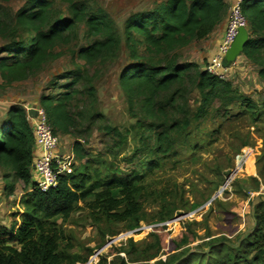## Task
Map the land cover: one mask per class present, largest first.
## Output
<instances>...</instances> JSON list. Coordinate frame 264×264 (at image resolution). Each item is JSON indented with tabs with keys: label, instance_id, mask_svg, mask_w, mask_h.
<instances>
[{
	"label": "trees",
	"instance_id": "trees-1",
	"mask_svg": "<svg viewBox=\"0 0 264 264\" xmlns=\"http://www.w3.org/2000/svg\"><path fill=\"white\" fill-rule=\"evenodd\" d=\"M62 1L68 4V18L55 14L56 3ZM228 10L225 0H159L152 9L130 15L123 32H119L106 11L94 10L86 1L25 0L9 18L0 9V37L6 41L1 52L7 55L0 58V72L6 85L41 71L60 56L55 51L57 46L70 45L78 38L80 27L85 29L89 42L73 54L74 70L53 78L54 84L60 79L69 82L62 84L59 94H42L39 100L58 136L79 137L84 120L93 125L101 117L94 105L74 110V101L88 94L91 104L95 103V88L83 87L88 80L87 67L117 58L122 46L126 47L132 61L122 71L120 84L136 118L132 127L138 141L133 154L124 161L139 165L125 172L100 153L89 158L77 139L72 154L81 164L73 165L70 174L59 176L54 188L42 191L35 187L32 172L35 138L31 122L25 108L12 106L0 124V168L13 173L10 193L17 181L32 188L22 196L23 210L15 215L14 224H0V264L85 263L86 257L72 252V238L58 222L59 218L67 221L80 202L99 224L137 226L146 218L145 201L149 199L159 203L161 220L172 218L176 208L169 197L173 194L154 188L148 177L182 152L199 149L200 142L192 137L202 130L214 110L227 119L241 115H249L255 123L264 119V101L258 103L234 88L230 80L179 57L182 49L208 38L226 19ZM243 11L249 40L242 54L264 80V0H250L248 9L243 4ZM76 58L82 59L84 66ZM109 132L121 137L115 145L127 142L118 128ZM253 217V228L236 247L235 263L264 264L263 199L255 204ZM188 228L182 244L191 239L190 225ZM129 247L130 261L116 257L107 262L103 257L98 264H151L149 261L156 257L149 253V247L140 249L132 240ZM183 254L153 264H175Z\"/></svg>",
	"mask_w": 264,
	"mask_h": 264
},
{
	"label": "rangeland",
	"instance_id": "rangeland-1",
	"mask_svg": "<svg viewBox=\"0 0 264 264\" xmlns=\"http://www.w3.org/2000/svg\"><path fill=\"white\" fill-rule=\"evenodd\" d=\"M76 1H86L94 10L103 9L111 16L118 31L123 32L130 15L152 9L159 0ZM24 4L25 0H0V9L9 18ZM56 4L55 14L60 18H68L67 2ZM249 4L250 0H245L247 9ZM84 32L81 26L78 38L70 45L55 48L60 53L58 58L25 80L6 85L0 72V124L15 105L25 108L31 120V111L41 107L39 100L42 94L56 95L62 91V84L69 82V79H60L54 84L53 78L62 72L74 70L73 54L89 42ZM208 38L182 49L179 52L180 60H196L202 50L211 44L212 40ZM5 44V39L0 37V58L7 56L1 52ZM76 61L84 66L82 59L76 58ZM131 61L123 45L117 58L87 67L88 80L84 81L83 87L88 85L95 88V103L91 104L88 94H81L74 101V110L94 105L101 117L93 125L89 120H84L79 137L59 135V152L71 156V165L81 164L71 154L74 142L78 139L89 158L100 153L125 172L139 167L138 163L128 164L124 161L133 154L138 141L132 127L136 118L130 112L120 84L121 73ZM227 80L258 103L264 101V80L258 76L257 69L244 60L232 70ZM79 87L82 88L81 85ZM216 114L214 110L202 124V130L192 137L193 141L200 142L199 149L182 152L148 177L154 188L173 194L169 197L176 208L172 218L161 220L159 203L149 199L145 201L146 218L134 227L128 223H96L83 202L79 203V208L67 221L58 219L72 238V252L87 258L85 263L76 264L90 261L98 264L103 257L107 262L116 257L130 261L128 250L131 240L140 249L149 247V253L156 255L149 261L151 264L160 259H176L180 252L185 254L175 264H243L235 263L233 255L243 235L254 226L255 204L264 200V119L255 123L249 115L227 119ZM115 127L127 138V142L120 146L115 143L120 142L121 137L108 133V129ZM245 141L247 145H243ZM12 180V171L0 168V224L7 227L14 224L15 215L23 210L20 200L29 190L22 181H17L14 191L10 193ZM189 225L191 239L187 244H182Z\"/></svg>",
	"mask_w": 264,
	"mask_h": 264
},
{
	"label": "built area",
	"instance_id": "built-area-1",
	"mask_svg": "<svg viewBox=\"0 0 264 264\" xmlns=\"http://www.w3.org/2000/svg\"><path fill=\"white\" fill-rule=\"evenodd\" d=\"M244 2L245 0H235L230 6L223 37L217 47L214 58L206 66L210 73L220 79H227V76L234 69L236 62L230 65L226 64L225 55L234 42L239 29L248 27V19L243 11ZM30 121L35 144L39 148V154L33 163L35 187L46 191L57 185L59 176L70 174L73 171V164L69 163L71 156L60 154L59 136L54 133L46 111L42 107L34 111ZM87 264L94 263L90 261Z\"/></svg>",
	"mask_w": 264,
	"mask_h": 264
},
{
	"label": "crops",
	"instance_id": "crops-1",
	"mask_svg": "<svg viewBox=\"0 0 264 264\" xmlns=\"http://www.w3.org/2000/svg\"><path fill=\"white\" fill-rule=\"evenodd\" d=\"M228 4H229V8L230 6L234 3L235 0H225ZM226 24H227V19H225L222 24H220V26L209 36L208 40H212L211 42V46L209 45V47H206V49L202 50V53L199 55V57L196 60H185V61H193V62H197L199 64H202L205 66H207L212 59L215 56V53L217 51V47L223 37L225 28H226ZM248 28V27H247ZM249 31V30H248ZM244 60L245 63L250 64L252 67H255L257 69V67L255 65H253L252 63H250L243 54L240 55V57L238 58V60L235 63V67H237V65L239 64L240 61ZM234 67V68H235ZM206 68V67H205ZM258 72V70H257ZM259 76V75H258ZM35 110L31 111V114H34ZM33 154H34V160L35 158L38 156L39 154V148L36 146V144L34 145V150H33ZM72 154V153H71ZM33 172V169H32ZM33 178L35 179V175L33 172ZM29 187L28 189L30 190L32 188V186H27Z\"/></svg>",
	"mask_w": 264,
	"mask_h": 264
},
{
	"label": "water",
	"instance_id": "water-1",
	"mask_svg": "<svg viewBox=\"0 0 264 264\" xmlns=\"http://www.w3.org/2000/svg\"><path fill=\"white\" fill-rule=\"evenodd\" d=\"M249 40L248 28L242 27L239 29L238 34L225 55V63L230 65L238 60L244 51V47Z\"/></svg>",
	"mask_w": 264,
	"mask_h": 264
}]
</instances>
